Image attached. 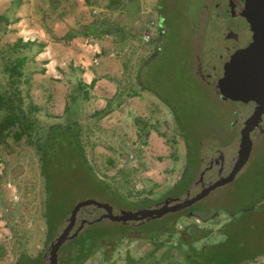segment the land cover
Masks as SVG:
<instances>
[{"label":"rangeland","instance_id":"obj_1","mask_svg":"<svg viewBox=\"0 0 264 264\" xmlns=\"http://www.w3.org/2000/svg\"><path fill=\"white\" fill-rule=\"evenodd\" d=\"M24 3L30 6L22 12L28 23L45 29L54 42L47 58L41 56L47 43L37 41L44 45L40 53L37 45L13 49L18 40L8 34ZM213 3L72 0L67 9L63 0H0V89L16 85L3 75L7 58L27 55L22 70L29 81L20 79L19 87L25 104L39 107L37 128H44V134L56 123L78 126L93 172L118 200L128 204L114 207L81 186L61 203L60 222L49 226L40 152L27 139L14 140L11 132L0 144V264H17L27 261L25 257L32 264L41 256L43 264H49L51 240L70 226L76 206L91 198L109 203L115 214L121 209L136 212L161 205L176 210L138 220L132 215L128 222H118L106 218L105 208L81 207L58 251L61 259L65 254L73 257L87 230L92 235L115 234L85 254L81 264H125L128 254L140 258L151 253L155 242L163 244L155 255L160 264H186L185 242L193 241L202 250L229 235L243 244L238 256L264 250V211L260 210L264 206V135L239 152L248 112L237 102L222 99L213 85L203 81L200 67L192 64L195 54L200 55L206 21L202 12L207 9L208 15ZM191 14L202 17L198 27L192 25ZM145 35L150 42L144 41ZM87 73H95L96 80L107 79L100 85L102 92L97 90L98 81L91 86ZM93 95H145L147 112L136 109L126 119L121 107L114 119L86 103ZM183 187L188 189L185 196L180 192ZM202 192L201 199L180 207ZM145 201L154 203L149 208L133 206ZM193 211L208 212V218H199ZM233 216L239 219L233 221ZM123 224L126 228L119 231ZM237 264H264V254Z\"/></svg>","mask_w":264,"mask_h":264},{"label":"trees","instance_id":"obj_2","mask_svg":"<svg viewBox=\"0 0 264 264\" xmlns=\"http://www.w3.org/2000/svg\"><path fill=\"white\" fill-rule=\"evenodd\" d=\"M33 45H37L39 47V49H37L38 53H40L44 47L43 44H39L36 40L24 41L20 38L16 43H14L13 49L15 50L16 47L19 46L32 47ZM27 58V55H21L15 60L7 58L8 62L3 68L4 77L11 79V81L16 83V85L13 86V89L8 86L4 90L0 89V144L5 143L12 132L11 136L14 140L19 141L21 139H27L30 145L37 146V150L40 152L41 174L45 178L47 219L49 226H54V224L60 222V218H57V215L59 214L58 209L63 206L61 203L71 194L70 192H72V190L74 192L81 186L88 193L89 190H91L90 194L92 195L96 192V196L98 195L97 197H103L106 202L111 203L114 207L123 208L121 207L122 205L127 206L128 204L122 200H118L111 193L109 185L105 181L99 179L93 172L86 155L85 147L80 140V131L76 129L78 126L73 127L71 124L65 125L62 123H56L48 127L44 134H42V130L44 128H37L36 125L39 123V115L37 111H39V107L32 104V102H29V104L26 105L23 92L19 87V80L26 78L23 75L22 69L27 61ZM14 78L18 79V84ZM26 80L29 81V78H26ZM96 81L97 80L94 79L91 86H94ZM191 156L192 155L188 150V168L191 165ZM61 171L64 174L62 177L60 174ZM188 171L189 170H187V173ZM187 173H185V175ZM185 175L180 180V185L184 181L186 177ZM176 186L174 188H176ZM186 187H183L184 189L180 190L183 196H185L188 192ZM92 189H95L96 191H93ZM56 194L57 200L55 197ZM55 200L56 203H54ZM153 203L154 202L152 201H145L138 204L134 203L133 206L136 207V209L140 207L149 208V206ZM55 210L57 213H54ZM260 210L264 211V206H262ZM194 212L199 218H208V212ZM234 217L235 216L232 218L233 221L239 219L238 217ZM125 228L126 227L123 224L118 230L123 231ZM59 229L60 227L58 228V231ZM114 234V231H109L106 233L92 235L87 230L85 235L83 233L82 236H80L81 238L79 243L76 244L77 251L73 253V257L69 259L70 257H66L67 254H65L61 259L58 252L57 264H69L70 262L71 264H81L82 261L87 259L86 257L88 255L84 257L85 254H88L92 248L95 250L98 249L102 245V241L106 236ZM206 235H208V233ZM53 241L55 240H51V245ZM181 242L184 243L185 241L181 240ZM185 243L188 244V248L184 251L186 264H237L241 261L255 259L258 255L264 254L263 250L250 255L238 256V249L243 244L241 245L237 239H234L230 235L226 236V238L219 243L206 245L202 250L198 249L193 241ZM162 245V243L155 242V248L153 251L140 258L131 257L128 254L125 264H160L155 255ZM92 251L93 250H91L90 253H92ZM50 256L51 254L49 253V264ZM24 259L27 261L22 260L17 264H28V257H25ZM39 262H42V264L44 263L42 256L34 260L32 264H37Z\"/></svg>","mask_w":264,"mask_h":264},{"label":"flooded vegetation","instance_id":"obj_3","mask_svg":"<svg viewBox=\"0 0 264 264\" xmlns=\"http://www.w3.org/2000/svg\"><path fill=\"white\" fill-rule=\"evenodd\" d=\"M257 8L261 7L256 6V9ZM245 9L247 14H250V17L255 14H251L248 11L245 0H214L208 15L207 9L202 12L206 16V21L205 23L203 22L204 24H202L203 26L201 29L203 33L200 36V55L198 56V54H195V59L192 60V64H195L194 66L196 67H200L199 72L203 81L209 85H213L217 90L218 95H220L222 99L237 102V105L241 109L248 112V114H246L244 117L242 129L245 128L246 120L257 109L263 111L262 116L258 120L257 124H255L254 127L250 129V136L252 142H254L253 138L264 135V98L256 96L257 99L255 101L243 103L241 101L224 97L216 87V82L219 80L223 81L224 73H226L223 68L228 65V62L231 65L230 61H233L234 55L236 53L239 55V58H241L239 60L241 61L240 64L246 65L244 72L247 74L250 73L251 64L253 62L256 63L257 57L259 58V62L264 64V46L259 44L256 46H251V39H254V30L252 29V26L261 27L264 25V18H256L254 20L249 19L246 17L247 15ZM195 14H191L193 18L191 23L193 25L194 22L198 27L199 25L197 24H200L202 17L200 14L198 17ZM256 31L257 29H255V32ZM207 48L210 51L205 55L204 53ZM206 69L210 70L207 71ZM255 95H264V91ZM161 206L163 207V205ZM122 210L124 209H121L120 212Z\"/></svg>","mask_w":264,"mask_h":264},{"label":"water","instance_id":"obj_4","mask_svg":"<svg viewBox=\"0 0 264 264\" xmlns=\"http://www.w3.org/2000/svg\"><path fill=\"white\" fill-rule=\"evenodd\" d=\"M245 3L247 5L248 11L251 14H254L252 17H250V14H247L246 9V17L249 19H256V18H264V0H245ZM256 6H260L261 8H257ZM252 29L254 30V39H251V46L261 45L264 46V25L261 27H254L252 26ZM255 29L257 31L255 32ZM236 55V56H235ZM234 55L233 61L230 63L228 62L223 69L226 71L224 73L223 81L219 80L216 82V87L219 89V91L224 94L223 96L226 98H231L236 101H241L243 103H248L250 101H255L257 99L256 96L263 97L264 95H255L259 94L264 91V64L259 62V58H256V63L253 62L250 67V73L247 74L244 72L246 69V65H241V61H239L241 58H239V55L236 53ZM264 61V58H263ZM262 110L257 109L247 120L245 124V128L242 129L240 140H239V152L243 153L248 148L249 145L252 143V139L250 136V129L254 127L255 124H257L258 120L262 116ZM202 192L201 194H198L195 198H193L190 201H186L185 203L181 204L180 207L188 206L196 202L197 200L201 199L203 196ZM97 205L100 208H105L107 210L106 218L118 221V222H127L129 219H132V215L135 218V220H138L140 216L145 217H159L165 214L168 211H174L176 208L171 207H161L156 209H144L136 212H130L127 210H122L120 214L113 213V207L106 202H100L94 198L91 199H85L81 201L75 208L74 213L72 215L70 226L65 230L63 235L59 238H57L51 245V256H50V264H57L58 262V251L63 245V243L68 239V234L75 222V215L77 211L81 207H86L89 205ZM176 207V205H175ZM103 218H100L102 220ZM99 220V219H97ZM84 223V222H83ZM83 227V224L81 225Z\"/></svg>","mask_w":264,"mask_h":264},{"label":"crops","instance_id":"obj_5","mask_svg":"<svg viewBox=\"0 0 264 264\" xmlns=\"http://www.w3.org/2000/svg\"><path fill=\"white\" fill-rule=\"evenodd\" d=\"M71 1L72 0H63V3H65V7L67 9H68ZM134 5H135V3H133V8H134ZM29 8H30V6H28L26 3L22 4V6L20 7V14L17 15V17L15 19L16 21L11 25V28H13V29H12V31L9 32L8 35L13 40H18V38H22L24 41L36 40L39 43L40 42L47 43V46L44 47L47 50L46 54L45 55L41 54L42 57L45 56L47 58L48 51H51L53 49V43L54 42L51 41L50 38H49L50 33H48L43 28L38 29L37 27H33L32 25H30L28 23L27 18H25V16L22 15V12L27 11ZM65 19H66V17H65ZM116 21L117 22L120 21L119 18H118V14H117ZM23 27H24V29H23ZM128 27H130V25ZM52 34L54 35L55 32L53 31ZM74 37L75 36L73 35V38ZM54 39L55 38L53 37V40ZM97 46H98L97 48H100L99 45H97ZM87 75L90 76V80L91 81L94 80L96 78V76H97L95 73H92V74L87 73ZM93 76L95 78H93ZM97 81H98L97 82V90H99V92H102V89H101L100 85L104 81H107V79L106 78H101L100 80H97ZM109 82H111V81H109ZM144 96L145 95H93L92 97H90L89 99L86 100V103L93 104L95 110H97V111L105 110L104 112H107L106 115L107 116L113 115L114 119L116 118V113H117L118 109H120L121 107H125L124 111H125V114H126V119L128 117L130 119L131 116L133 115L132 114L133 110L137 109V110H143L144 112L145 111L147 112V107H146L145 103H143V97ZM123 98L125 99L124 103H122ZM76 104L78 106H80L81 102L79 101ZM117 107H119V108H117ZM64 109L65 108L63 107V110ZM116 123H118V122L116 121Z\"/></svg>","mask_w":264,"mask_h":264},{"label":"built area","instance_id":"obj_6","mask_svg":"<svg viewBox=\"0 0 264 264\" xmlns=\"http://www.w3.org/2000/svg\"><path fill=\"white\" fill-rule=\"evenodd\" d=\"M144 41L145 42H150L151 41V37L149 35H145L144 36Z\"/></svg>","mask_w":264,"mask_h":264}]
</instances>
